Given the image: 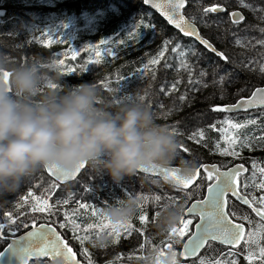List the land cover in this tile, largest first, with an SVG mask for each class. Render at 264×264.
I'll return each instance as SVG.
<instances>
[{"label":"trees","instance_id":"trees-1","mask_svg":"<svg viewBox=\"0 0 264 264\" xmlns=\"http://www.w3.org/2000/svg\"><path fill=\"white\" fill-rule=\"evenodd\" d=\"M193 4L190 2L185 15L218 50L223 52L224 47L229 50L223 52L229 61L219 60L194 40L171 29L144 5L143 0H0V63L10 73L20 64L38 62L48 77L42 92L53 89L49 86L52 83L57 85L55 90L92 83L98 92L97 103L110 111L142 101L155 123L166 126L176 137L178 159L195 161L196 168L202 164H217L221 169H227L235 163L245 164L249 173L241 177L240 191L255 207H264L259 201V197L264 196L259 187L264 183V174L260 172L264 167L263 113L229 116L213 111L214 106L248 97L255 88L264 87V43H261L264 41V0H199L195 2L198 13L190 12ZM212 4H223L229 10H242L245 22L236 25L229 17L205 13L203 9ZM247 20L251 24L246 25ZM133 32L138 36L137 40L130 39L129 34ZM49 38L53 43L45 47L43 42ZM102 40L108 44L101 45ZM121 40L125 41L124 45H120ZM89 45L98 46L102 55L100 63L87 65L88 69L84 71L87 61L96 59L93 51H85ZM177 45L180 47L173 52ZM106 48H111L117 55L108 56ZM13 49L16 54L12 53ZM72 51L79 53L74 61L70 59ZM161 51H164L163 57L159 56ZM181 52L185 55L181 56ZM61 59L65 61L64 65H59L58 60ZM153 59L159 62L152 64ZM69 68L77 71L70 73ZM202 70L203 76L200 75ZM119 77L125 79L120 81ZM225 119L246 125L243 129L229 131L230 135L237 137V144L231 147L223 139L224 133L210 127L213 124L217 129L227 127L222 123ZM250 120H255V123H247ZM201 131L204 137L200 143L189 139L193 133L197 134L196 139H200ZM217 144L220 149L237 151L239 156L222 155ZM79 179L84 180L81 196L65 192L68 186L49 191L55 182L42 168L37 169L15 190L0 192V222L6 223L3 214L10 212L16 217L17 224L30 223L33 219L37 225L50 223L86 264L89 260L92 264H145V258L153 250L167 253L169 243L179 255L188 238L172 234L171 229L161 233L157 222L162 211L173 205H182L185 211L192 201L203 199L206 191L203 182L199 188L177 195L144 189L127 182L126 178L116 184L106 173L94 170L90 165ZM128 196L138 200V211L127 220V227L117 230L118 236L110 228L103 232L97 229L83 231L87 224L99 223L100 213H104L107 207ZM37 197L48 200L50 213L33 211L37 207ZM81 203L88 207L81 208ZM236 208L241 213H237ZM93 210L97 215L92 214ZM184 211L180 219L186 218L183 217ZM65 213L68 214L67 220ZM228 213L234 221L246 225V237H251V241L243 243L237 251L209 244L198 259L188 263L180 261V264H200L202 260L249 264L246 256H253L251 264H261L258 255L259 248L264 246V223L231 200ZM141 215H145L147 220L140 221ZM73 220L80 225V230L75 233L71 224ZM179 221L173 227H179ZM61 223L65 224L63 230L59 226ZM29 229L21 228L15 236ZM5 234V239H0V251L11 238L7 228ZM77 235H87L88 239L81 243L74 238ZM101 235L108 237L104 244L98 243ZM84 249H87V254ZM31 264L51 263L35 261Z\"/></svg>","mask_w":264,"mask_h":264},{"label":"clouds","instance_id":"clouds-1","mask_svg":"<svg viewBox=\"0 0 264 264\" xmlns=\"http://www.w3.org/2000/svg\"><path fill=\"white\" fill-rule=\"evenodd\" d=\"M4 65L0 63V72ZM48 77L38 62L20 64L10 70L8 82L0 81V192L13 191L34 171L45 167L71 172L86 163L106 173L114 183L139 169L175 165L190 176L196 162L178 159V141L166 126L155 123L142 101L115 111L97 103L92 83L41 91ZM138 200L128 196L105 209L112 224L131 219ZM184 211L182 205L164 209L157 227L162 234L171 229ZM108 237L101 235L98 243ZM169 249L153 250L145 264H180Z\"/></svg>","mask_w":264,"mask_h":264},{"label":"snow or ice","instance_id":"snow-or-ice-1","mask_svg":"<svg viewBox=\"0 0 264 264\" xmlns=\"http://www.w3.org/2000/svg\"><path fill=\"white\" fill-rule=\"evenodd\" d=\"M145 3H152L154 7L160 9L168 18L169 22L174 24L175 27L178 28L185 36H191L197 39L205 49L215 54L219 60L225 62L229 61V57L227 55L218 51L216 47L209 42V40L200 36L194 23L185 20L182 10L185 8L187 0H162V2H160V0H145ZM203 11L205 13H216L218 11L223 12L225 9L220 5H213L209 8L203 9ZM229 15L233 18L234 22L243 21L245 19L239 12H232L229 13ZM129 37L132 40L138 39L135 32L129 34ZM43 43L45 47H49L53 43V39L49 38ZM119 43L120 45H124L125 41L121 40ZM261 43H264V41H261ZM100 44L107 45L108 41L102 40L100 41ZM179 47L180 46L177 45L176 48L172 49V51L176 52V49ZM85 51H93L96 59H89L83 69L84 71L88 69L87 65L100 63V57L102 55L98 46L94 47L89 45L88 49ZM105 51L108 56L117 55V53L111 48H106ZM78 55V52L72 51L70 59L74 61L77 59ZM180 55L183 56L185 53L181 52ZM159 56L163 57L164 51H161ZM158 62V59H153L151 61L152 64H156ZM58 63L59 65H64L65 61L61 59L58 60ZM68 71L74 74L77 69L69 68ZM226 71L227 70L225 69V72ZM262 71H264V69H262ZM142 74L143 73L141 72V75ZM204 74L205 73L202 70L200 75L203 76ZM9 75L10 73L7 71L3 73L5 83L8 82ZM119 79L120 81H123L125 77H119ZM189 82L193 83L191 80ZM49 86L53 89L57 87L55 83H52ZM173 87H175V85H173ZM127 99L130 100L132 97H127ZM180 99L183 100L184 97L181 96ZM261 105H264V88H257L252 92L250 98H242L231 105L214 106L213 111L224 113L238 112L241 110L247 111L249 108ZM222 123L226 124L227 127L217 129L215 124L210 127L224 133L223 139L230 147L236 145L237 137L230 135L229 131L243 129L246 125L240 122H233L231 119H225ZM247 123L254 124L255 120H250ZM196 136L197 134L193 133L189 139H194L197 143H200L204 137V133L202 131L199 133L200 139H196ZM216 147L220 150L222 155H231L233 157L239 156V153L235 150L229 151V148L220 149L219 144H217ZM183 151L188 152V149L183 148ZM85 167L86 163H82L71 172H65L54 167H47V170L57 180H60L75 176ZM253 168H255V162H253ZM162 171L170 175L171 179L174 180L176 185H178L181 189L187 190L191 189L193 186L199 188L201 186V182H203V187L206 188L207 191V195L203 199L195 201L187 209L189 217L198 216L199 223L193 225L192 218H181L179 221L180 226L171 228L172 234L179 237H188L187 242L184 244L185 257L196 255L203 247L208 245L209 240L218 241L224 245L232 247L239 246L242 241L246 244L251 241V237L245 236V225L242 223L234 224L229 219V214L224 210L227 202L226 197L229 194L243 200L246 204L249 203L248 198L246 196H241L238 191V177H240L242 172L247 171L243 165H236L228 168L226 171H221V169L215 164H202L197 167L194 173L190 176L179 175L175 169L169 170L165 168ZM260 172L264 174V167L260 168ZM57 187H59V185L53 183L50 186L49 191ZM259 187L261 191H264V183H261ZM84 190L89 191L88 188H85ZM29 196H31V193H29ZM259 201L261 205H264V196H260ZM36 203L37 207H34L33 211H38L40 213L51 212L47 199L37 197ZM65 203H67V201H65ZM80 207L87 208L88 205L81 203ZM254 211L261 218V220H264V207L258 206L254 209ZM92 214L94 216L97 215L95 210H93ZM3 215L6 218V223L0 222V239H5V228H7V233L11 235L12 239L11 242L7 244V247L3 251H0V262H2V264H16V261H19L20 264H29L30 258L49 255H51L53 259H56L58 264H80V261L76 259V253L69 246L68 242L63 239L62 235L50 223L37 226V222L33 219L30 223L17 224L16 217H14L12 213L5 212ZM64 215L67 220L68 214L65 213ZM139 219L143 222L147 220V217L145 215H141ZM99 221L100 222L96 224H87L83 231L87 232L90 229H97L99 232H103L104 229L110 228L113 233L118 236L119 232L117 230L122 226H128L127 221L119 224H112L106 218L104 213H100ZM71 224L74 233L80 230V225L74 220ZM59 226L63 228L65 227V224L61 223ZM190 226H194L195 231H191ZM21 228H31L32 230L26 231L24 235L16 238L15 233ZM74 238L83 243L84 240L88 239V236L85 235L81 237L77 235ZM167 248L168 250L172 249V244L169 243ZM84 253L87 254V249H84ZM159 254L164 255V252L161 251ZM173 254L175 255L176 253L174 252ZM13 258H15V260ZM245 258L249 261V264H251L253 256H246ZM258 258L260 259L261 264H264V246L259 248ZM89 264H92L91 260H89ZM200 264H220V262L218 260H212L209 262L202 260Z\"/></svg>","mask_w":264,"mask_h":264},{"label":"water","instance_id":"water-1","mask_svg":"<svg viewBox=\"0 0 264 264\" xmlns=\"http://www.w3.org/2000/svg\"><path fill=\"white\" fill-rule=\"evenodd\" d=\"M160 2H162V0H160ZM143 3H144V5L147 7V8H150L152 11H154L162 20H164L165 22H166V24L171 28V29H173V30H175V31H177L179 34H181L182 36H184V37H186V38H189V39H192V40H194L195 42H196V44L198 45V46H200V48H202L204 51H206V52H208L209 54H211V55H213V56H215V54H213V53H211V52H209L207 49H205L204 48V46L203 45H201L200 43H199V41L197 40V39H195L194 37H191V36H185L178 28H176L175 27V25L174 24H172V23H170L169 22V20H168V18L163 14V12L160 10V9H157L156 7H154L153 6V4L152 3H145V0H143ZM187 5H188V0H187V4H186V6H185V8L182 10V12H183V15L185 16V20L186 21H188V22H192V21H190L188 18H187V16L185 15V13H184V11H185V9H186V7H187ZM211 7V6H210ZM221 7H223L224 9H225V11H223V12H221V11H218V12H216V13H212V15H221V14H224L225 12H226V8L224 7V6H221ZM209 8V7H208ZM232 12H239L241 15H243L244 16V14L241 12V11H239V10H235V11H232ZM231 12V13H232ZM209 13H211V12H209ZM231 17V16H230ZM244 18H245V16H244ZM231 21L234 23V24H236V25H240V24H243L244 23V21H245V19L243 20V21H239V22H234V20H233V18L231 17ZM192 23H194V22H192ZM195 24V23H194ZM195 27L198 29V31H199V34H200V36L201 37H203L204 39H207L206 37H204L202 34H201V32H200V30H199V28H198V26L195 24ZM207 40H209V39H207ZM209 42L210 43H212L210 40H209ZM213 44V43H212ZM217 49V48H216ZM218 50V49H217ZM219 51V50H218ZM216 57V56H215ZM218 58V57H217ZM6 70H4V71H2V72H0V81H2V82H5L4 81V78H3V73L5 72ZM257 88H264V87H257ZM257 88H255V89H257ZM255 89L253 90V91H255ZM252 91V92H253ZM252 94V93H251ZM251 97V95L249 96V97H243L244 99H247V98H250ZM240 99H242V98H240ZM240 99H238V100H240ZM237 100V101H238ZM236 101V102H237ZM236 102H234V103H236ZM234 103H232V104H234ZM227 105H231V104H227ZM256 111H264V105H261V106H256V107H253V108H249L247 111H243V110H241V111H238V112H229V113H224V114H227V115H244V114H249V113H253V112H256ZM204 165H213V164H204ZM217 167H219V165H217V164H215ZM236 165H243L244 166V168L245 169H247V171L246 172H242L241 173V175H240V177H238V181H239V185H238V191H239V194L241 195V196H245V195H243L242 194V192L240 191V179H241V177H243V176H246L248 173H249V168L245 165V164H243V163H235L234 165H232L231 167H234V166H236ZM87 167H88V164H86V167L84 168V169H81V171L79 172V173H77L75 176H73V177H68V178H63V179H60V180H57L51 173H49L48 172V170H47V167H45V168H42L43 169V171L45 172V174H46V176L49 178V179H51L52 181H54L56 184H58L59 186H67V185H69V184H72V183H74L75 181H77L79 178H80V176L82 175V173L87 169ZM231 167H229V168H231ZM220 168V167H219ZM163 169H165V168H159V167H152V168H147V169H139V170H137V173L138 174H141V175H143V176H146V177H148V178H155V179H158V180H160L161 181V183L162 184H164V185H166V186H169V187H172V188H174L175 190H178V191H181V192H189V191H191L195 186H193L191 189H187V190H184V189H181L178 185H176V183H175V181L174 180H172L171 179V177H170V175H168L167 173H165L164 171H162ZM167 169H169V170H172V169H175L176 171H177V174H179V175H181L180 174V172H179V169L176 167V166H170V167H168ZM221 169V168H220ZM228 169V168H227ZM227 169H221V171H226ZM207 195V191H205V196ZM204 196V197H205ZM203 197V198H204ZM247 197V196H246ZM248 198V197H247ZM229 200H232L233 202H235L236 204H238L239 206H241L242 208H245V209H247L248 211H250L252 214H253V216L254 217H256L258 220H260L262 223H264V220H261V218L256 214V212L254 211V209L256 208L253 204H252V202L249 200V203H244L243 202V200H241V199H238L237 197H235V196H232L231 194H229L227 197H226V204H225V208H224V210L228 213V202H229ZM195 201H198V200H195ZM195 201H192L188 206H187V208L185 209V211H184V216L186 217V218H196V221H195V223L193 224V225H195L196 223H199V218H198V216H192V217H189V214L187 213V209H188V207H190L191 206V204L192 203H194ZM229 214V213H228ZM229 219L234 223V224H236V223H240V222H236V221H234L231 217H230V215H229ZM243 224V223H242ZM39 225H41V224H39ZM39 225H37V226H39ZM245 225V224H244ZM54 227V226H53ZM55 228V227H54ZM56 229V228H55ZM30 230H32L31 228L29 229V230H27V231H30ZM57 230V229H56ZM58 231V230H57ZM192 231H195V228H194V226H193V228H192ZM59 232V231H58ZM60 233V232H59ZM25 234V232L24 233H22L21 235H19V236H15L16 238H19L20 236H22V235H24ZM61 234V233H60ZM246 234H247V227H246V225H245V236H246ZM62 235V234H61ZM63 237V236H62ZM11 239H12V237L9 239V242L8 243H10L11 242ZM64 239V238H63ZM188 239V238H187ZM187 239H186V241L183 243V245H182V247H181V249H180V251H179V255H178V258H179V260L181 261V262H183V263H188V262H191V261H195L196 259H198L200 256H201V254L205 251V249L207 248V246L209 245V244H216V245H219V246H222V247H224V248H226V249H228V250H231V251H237V250H239L241 247H242V245H243V241L241 242V244L239 245V246H237V247H232V246H227V245H224V244H222V243H220V242H218V241H211V240H209L208 241V245L207 246H205V247H203L196 255H194V256H188V257H185V255H184V244L187 242ZM7 247V246H6ZM5 247V248H6ZM4 248V249H5ZM3 249V250H4ZM14 260H15V258H13ZM76 259H78L79 261H80V264H84L80 259H79V256L76 254ZM35 261H48V262H50L51 264H58V261L56 260V259H53V257L51 256V255H49V256H41V257H36V258H30L29 259V264H31V262H35ZM0 264H2V262H0ZM16 264H20V262L19 261H16ZM123 264H131V263H123ZM141 264H144V263H141Z\"/></svg>","mask_w":264,"mask_h":264},{"label":"rangeland","instance_id":"rangeland-1","mask_svg":"<svg viewBox=\"0 0 264 264\" xmlns=\"http://www.w3.org/2000/svg\"><path fill=\"white\" fill-rule=\"evenodd\" d=\"M197 1H199V0H189V2H193L194 3L193 6L191 7V10H190L191 13H198L199 12L198 7H196L197 4H195V2H197ZM252 23H254V22H252ZM249 24H251V23L249 22V20H247L246 25H249ZM207 35L209 37L211 36L210 31H208ZM7 43L13 44V42H7ZM222 51L226 53V51L228 52L229 50H226L225 47H224L222 49ZM12 53L16 54L17 51H15L13 49ZM262 113L264 115V111ZM257 117H261V116H257ZM39 172H40V170H39ZM40 174H42V173L40 172ZM90 175L91 174H89V176ZM125 178L127 179V182H131L135 186H139V187H142L144 189H155V190H157L159 192L170 193V194H173V195L181 194V191L175 190L172 187H169V186H166V185L162 184L160 180L155 179V178H148L146 176L138 174L137 172L134 175H132L130 177H125ZM83 184H84V180L78 179L74 183L67 185L68 187H67V189H65V192H67V193H77L78 196H81L82 192H83ZM184 193H187V192H183L182 194H184ZM234 204H236V203L234 202ZM236 205H238V204H236ZM236 212L237 213H241V210L239 208H236ZM183 217H184V215H183ZM192 219H193V224H194L196 219H194V218H192ZM190 228L192 229L193 226H190ZM172 251L174 252V249H172ZM164 254H166V253H164ZM157 264H159V259H157Z\"/></svg>","mask_w":264,"mask_h":264},{"label":"flooded vegetation","instance_id":"flooded-vegetation-1","mask_svg":"<svg viewBox=\"0 0 264 264\" xmlns=\"http://www.w3.org/2000/svg\"><path fill=\"white\" fill-rule=\"evenodd\" d=\"M213 5H220V6H224L223 4H212V5H210V6H213ZM190 7V2H189V0H188V5H187V7H186V9L187 8H189ZM210 6H207V8L208 7H210ZM225 7V6H224ZM226 8V7H225ZM185 9V10H186ZM235 10H239V9H232V10H229V9H227L226 8V12L224 13V14H221V15H212V13H209V12H207L208 14H210V15H212V16H224V17H229V19H230V21H231V17H230V15H229V13H231L232 11H235ZM239 11H241L243 14H244V16H245V13L242 11V10H239ZM184 13H185V11H184ZM188 18V17H187ZM189 19V18H188ZM246 19V18H245ZM190 20V19H189ZM191 21V20H190ZM232 22V21H231ZM233 23V22H232ZM234 24V23H233ZM241 25V24H240ZM217 58V57H216ZM251 95V94H250ZM249 97V96H248ZM240 99V98H239ZM238 100V99H237ZM236 100V101H237ZM236 101H234V102H236ZM234 102H232V103H234ZM232 103H228V104H232ZM225 105H227V104H225ZM256 112H258L259 114H262V112L263 111H256ZM253 113H255V112H253ZM227 115V114H226ZM229 116H233V115H229ZM80 259V258H79ZM82 262H83V260L82 259H80ZM84 263V262H83ZM84 264H86V263H84Z\"/></svg>","mask_w":264,"mask_h":264},{"label":"bare ground","instance_id":"bare-ground-1","mask_svg":"<svg viewBox=\"0 0 264 264\" xmlns=\"http://www.w3.org/2000/svg\"><path fill=\"white\" fill-rule=\"evenodd\" d=\"M250 96V95H249ZM53 226V225H52ZM63 230V229H62Z\"/></svg>","mask_w":264,"mask_h":264},{"label":"built area","instance_id":"built-area-1","mask_svg":"<svg viewBox=\"0 0 264 264\" xmlns=\"http://www.w3.org/2000/svg\"><path fill=\"white\" fill-rule=\"evenodd\" d=\"M62 229H64V228H62Z\"/></svg>","mask_w":264,"mask_h":264}]
</instances>
